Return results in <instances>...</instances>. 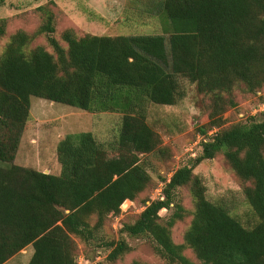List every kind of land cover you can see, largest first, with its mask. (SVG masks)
I'll use <instances>...</instances> for the list:
<instances>
[{"label":"trees","instance_id":"obj_1","mask_svg":"<svg viewBox=\"0 0 264 264\" xmlns=\"http://www.w3.org/2000/svg\"><path fill=\"white\" fill-rule=\"evenodd\" d=\"M131 2L158 18L163 35L78 36L67 29L57 38L55 14L43 5L34 35L18 31L0 47V264L28 247L27 264H77L79 245L103 248L106 261L116 263L132 250L125 237L145 238L164 264H264V112L229 125L223 119L236 105L235 93L260 94L264 102V0ZM6 33L3 18L0 43ZM39 36L50 51L29 49ZM184 83L208 118L198 132H215L191 164L172 170L171 152L146 122L147 111L178 105L187 95ZM31 98L121 120L107 145L90 132L66 135L56 147L59 175L45 174L13 164ZM218 155L241 185L247 221L211 202L194 174ZM149 156L171 172L157 177V199L149 197L156 187ZM128 201L143 210L107 237L106 223ZM187 219L177 243L173 232Z\"/></svg>","mask_w":264,"mask_h":264},{"label":"rangeland","instance_id":"obj_2","mask_svg":"<svg viewBox=\"0 0 264 264\" xmlns=\"http://www.w3.org/2000/svg\"><path fill=\"white\" fill-rule=\"evenodd\" d=\"M131 0H0V19L7 20V33L0 43L5 46L9 37L18 31L34 35L40 27L43 18L37 8L48 5L55 14L56 37L67 30H74L78 36L86 34L96 36H136L163 35L161 24L155 16L148 18L142 15L141 8L130 5ZM131 7V8H130ZM95 16H98L96 19ZM131 19L128 24L127 19ZM44 47L51 50L45 36H39L29 44V49ZM186 97L173 107L150 106L147 111L146 122L154 127L162 138V144L171 152L168 161L172 170L191 164L201 154V143L208 140L215 131L205 136L198 132L208 123L207 115L200 110L198 98L193 86L184 83ZM263 93L264 96V92ZM259 95L255 97L234 94L236 105L223 116L226 123L244 122L250 117H256L264 112V102L259 103ZM29 121L19 143L14 165L33 169L45 174L58 176L60 165L57 161V144L69 134L90 132L96 140L107 145L115 137V129L120 122V115L114 113L90 114L67 106L51 103L42 99L31 98ZM107 147V146H106ZM150 163L148 172L151 174L156 187L149 193L151 199L160 195L162 183L158 176L169 179L171 172L154 156L146 157ZM194 174L200 177L206 186L208 199L218 203L247 221L250 212L245 205L244 196L239 181L231 171L221 155L213 160H206L199 164ZM183 205L191 208L188 195L184 193ZM121 206V213L113 217L105 225V233L109 238H115L124 220L131 221L143 210L139 202H127ZM166 216L167 212H160ZM189 219L176 226L173 232L175 242L182 241L183 233L188 226ZM127 243L132 248L122 260L108 263V251L95 246L83 247L79 245L77 264H130L133 260H140L151 264H164L153 251L145 238H128ZM94 243H98L93 241ZM189 254V253H187ZM32 255L31 247L10 259L5 264H27Z\"/></svg>","mask_w":264,"mask_h":264}]
</instances>
